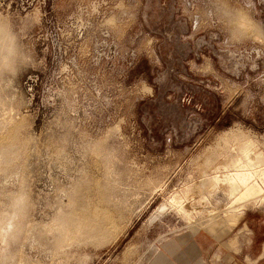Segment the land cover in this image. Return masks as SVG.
I'll return each instance as SVG.
<instances>
[{
	"label": "rangeland",
	"instance_id": "374dc122",
	"mask_svg": "<svg viewBox=\"0 0 264 264\" xmlns=\"http://www.w3.org/2000/svg\"><path fill=\"white\" fill-rule=\"evenodd\" d=\"M242 142L264 156V0H0V264L264 247V201L213 183Z\"/></svg>",
	"mask_w": 264,
	"mask_h": 264
},
{
	"label": "crops",
	"instance_id": "0c3cea01",
	"mask_svg": "<svg viewBox=\"0 0 264 264\" xmlns=\"http://www.w3.org/2000/svg\"><path fill=\"white\" fill-rule=\"evenodd\" d=\"M219 226L173 235L147 264H264V247L257 238H249L243 229L225 233ZM235 238L241 246L232 243Z\"/></svg>",
	"mask_w": 264,
	"mask_h": 264
},
{
	"label": "bare ground",
	"instance_id": "6f19581e",
	"mask_svg": "<svg viewBox=\"0 0 264 264\" xmlns=\"http://www.w3.org/2000/svg\"><path fill=\"white\" fill-rule=\"evenodd\" d=\"M255 144L253 145L252 143H244V144L240 143L239 145L236 143L237 148L239 145V148H238L239 159L237 161L233 160L232 163L229 164V166L231 165V167L235 168V170H233V172H230L229 170L226 169V167H224L226 169L224 173L222 172L223 173L222 175L215 177V179L213 180V183L215 186H222L230 197H232L233 199H236L235 201L233 200L234 203L233 205L231 204L232 207L230 208L229 212H234V210L237 211V209L239 210L240 208L243 209L245 206H247L250 203H253L254 201L255 202L257 201V203H258V200L264 201L263 187L261 184L258 183V180L264 182V169L262 170L259 169L261 167L264 168V156L263 154H259V152L257 153V151L255 150V147H253L255 146ZM233 151H235V149ZM232 159H233V156H232ZM211 183L212 181H210V185H212ZM249 206L250 205H248V207ZM180 211L183 213H186V211L184 210V207H181V206H180ZM186 214H184V216ZM232 218H235V217H232ZM202 227L203 226H201V228Z\"/></svg>",
	"mask_w": 264,
	"mask_h": 264
}]
</instances>
